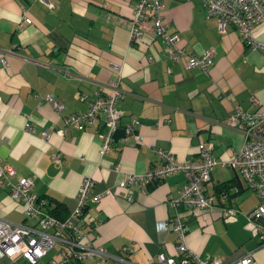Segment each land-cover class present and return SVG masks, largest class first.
I'll list each match as a JSON object with an SVG mask.
<instances>
[{
	"label": "crops",
	"instance_id": "crops-1",
	"mask_svg": "<svg viewBox=\"0 0 264 264\" xmlns=\"http://www.w3.org/2000/svg\"><path fill=\"white\" fill-rule=\"evenodd\" d=\"M137 1L53 0L54 7L48 9L37 1L0 0V52L7 60V66L0 67V157L17 175L34 177V193L49 198L50 207L60 204L66 217L76 206L83 178L90 176L91 193L100 196L86 214L97 222L92 229L96 242L114 256L121 247L130 248L133 264H148L159 252L179 256L177 236L161 226L177 213L185 219L187 249L200 258L242 264L252 253L248 264H264L256 219L247 218L255 208L264 210V201L237 170L223 164L244 143L241 128L230 123L234 108L264 112V51L244 42L232 27L220 33L216 18L206 16L203 0H164L162 20L178 35V45L193 53L209 48L214 53L207 70L185 69L165 56L150 22L143 24L141 38L130 40ZM22 6L31 23H21ZM253 36L264 43V23ZM114 86L120 92L117 130L137 120L133 132L141 143L124 132L101 155L103 114L92 126L58 132L64 116L86 110L97 92L111 94ZM46 95L61 101L63 109L57 112ZM251 96L260 105H254ZM27 122L31 130L25 128ZM200 140L212 145L217 160L207 192L223 194L221 184L227 183L226 202L237 210L233 217L225 218L218 207L187 211L171 206L168 198H176L185 182L181 172L143 189L119 185L127 174L157 165L158 149L185 160L196 155ZM56 154L60 163L53 161ZM0 215L28 222L24 205L2 187ZM52 256L51 250L38 264ZM3 259L0 264H5ZM83 264H97V259Z\"/></svg>",
	"mask_w": 264,
	"mask_h": 264
},
{
	"label": "built area",
	"instance_id": "built-area-1",
	"mask_svg": "<svg viewBox=\"0 0 264 264\" xmlns=\"http://www.w3.org/2000/svg\"><path fill=\"white\" fill-rule=\"evenodd\" d=\"M25 1H37L48 9L54 7L53 0ZM163 2L164 0L137 1L130 21V40L141 38L143 24L148 21L154 34L163 43L168 59L174 63H182L185 69L207 70L213 64V50L209 48L201 53H193L179 46L178 35L169 32L168 23L162 20L160 9ZM203 6L207 17L216 18L220 33H225L232 27L244 42L264 51V43L255 42L253 36L254 30L264 23V0H203ZM20 20L21 23L32 22L25 6H22ZM6 66L5 53L0 52V67ZM45 98L52 103L57 112L63 109L61 101L51 95H46ZM119 98L120 92L115 86L111 94L97 92L86 110L64 116V127L58 132L63 134L71 128L92 126L98 116L103 114L106 131L99 133L101 138L99 153L104 154L112 146L113 133L120 124L121 113L117 107ZM250 100L254 105H260L255 96H251ZM230 123L241 128L244 143L223 164L237 170L247 187L264 201V112L259 109L248 112L235 107ZM137 125L138 121L133 119L125 125L124 132L125 135H133L135 140L141 143V136L133 132ZM25 128L32 129L28 122ZM43 135L46 137L47 132ZM212 149L209 142L200 140L196 155L185 160L177 159L169 151L158 149L157 165L149 167L142 173L127 174L119 185L123 187L136 185L143 189L142 186L148 183L161 181L181 172L185 176V182L179 188L176 198H168L171 206L182 207L187 211L218 207L222 216L231 218L237 210L227 204L226 192L215 195L208 193L206 189L207 183L211 180L212 169L217 164ZM53 161L60 163L61 156L54 155ZM92 185L93 179L90 176L84 177L77 191L75 208L67 217L59 218L49 211L51 206L49 198L34 193V177L17 175L16 170L0 157V187L7 188L11 198L24 205V215L28 221L13 222L0 215V259L22 258L29 264H38L52 250L54 256L43 264H83L91 257L97 259V264H109V259L115 260V264H133L128 257L132 251L130 248L123 246L118 255L114 256L108 253L102 244L96 242L98 237L92 229L95 230L97 222L86 218L89 206L100 197L92 195ZM247 218L250 221L256 219L255 233L260 243L264 244V210L255 208L247 214ZM161 226L164 231H173L177 236L176 248L179 256L167 257L163 252H159L148 264H222L221 257L203 259L187 249L184 241L185 219L179 213L163 221ZM251 259L252 253H247L241 259V263L248 264Z\"/></svg>",
	"mask_w": 264,
	"mask_h": 264
},
{
	"label": "trees",
	"instance_id": "trees-1",
	"mask_svg": "<svg viewBox=\"0 0 264 264\" xmlns=\"http://www.w3.org/2000/svg\"><path fill=\"white\" fill-rule=\"evenodd\" d=\"M218 188V187H217ZM221 188H223V189H225L224 191L227 193L228 191V184L227 183H222L221 184ZM221 189L220 188H218V191H220ZM49 201H50V199H49ZM50 204H51V201H50ZM61 205L60 204H57V205H55L54 207H50V209H49V211L53 214V215H55V216H57V217H59V218H65L66 217V215H64L62 212V209H61Z\"/></svg>",
	"mask_w": 264,
	"mask_h": 264
},
{
	"label": "water",
	"instance_id": "water-1",
	"mask_svg": "<svg viewBox=\"0 0 264 264\" xmlns=\"http://www.w3.org/2000/svg\"><path fill=\"white\" fill-rule=\"evenodd\" d=\"M123 134L124 131L118 129L113 133V139L117 140L119 137L123 136Z\"/></svg>",
	"mask_w": 264,
	"mask_h": 264
},
{
	"label": "rangeland",
	"instance_id": "rangeland-1",
	"mask_svg": "<svg viewBox=\"0 0 264 264\" xmlns=\"http://www.w3.org/2000/svg\"><path fill=\"white\" fill-rule=\"evenodd\" d=\"M6 260H7V259H3L2 261H3L5 264H9V263H7ZM16 263H17V264H29L26 260H24V259H22V258H17Z\"/></svg>",
	"mask_w": 264,
	"mask_h": 264
}]
</instances>
